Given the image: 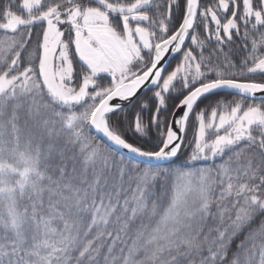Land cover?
I'll return each instance as SVG.
<instances>
[{"label": "snow or ice", "instance_id": "obj_1", "mask_svg": "<svg viewBox=\"0 0 264 264\" xmlns=\"http://www.w3.org/2000/svg\"><path fill=\"white\" fill-rule=\"evenodd\" d=\"M0 264H264V0H0Z\"/></svg>", "mask_w": 264, "mask_h": 264}, {"label": "rangeland", "instance_id": "obj_2", "mask_svg": "<svg viewBox=\"0 0 264 264\" xmlns=\"http://www.w3.org/2000/svg\"><path fill=\"white\" fill-rule=\"evenodd\" d=\"M199 31V30H198ZM170 62H172L173 64H175V60L172 58V61H170ZM144 95V94H143ZM142 95V96H143ZM148 95H151V93H148ZM229 99H231V97H228ZM197 110H199V109H197ZM210 108H209V112H210ZM116 119V117H113V120H115ZM130 135V134H129ZM130 138H132V139H135L134 137H131L130 136ZM188 138L189 139H191L192 138V127H191V121H190V127H189V132H188ZM185 143H187V140L185 141ZM187 151H190V149H186ZM218 163H219V161H217Z\"/></svg>", "mask_w": 264, "mask_h": 264}, {"label": "water", "instance_id": "obj_3", "mask_svg": "<svg viewBox=\"0 0 264 264\" xmlns=\"http://www.w3.org/2000/svg\"><path fill=\"white\" fill-rule=\"evenodd\" d=\"M172 58H173V56L172 55H169L167 59H168V61H172ZM146 91H147V89L144 90V92H146ZM144 92H142V93H144Z\"/></svg>", "mask_w": 264, "mask_h": 264}, {"label": "flooded vegetation", "instance_id": "obj_4", "mask_svg": "<svg viewBox=\"0 0 264 264\" xmlns=\"http://www.w3.org/2000/svg\"><path fill=\"white\" fill-rule=\"evenodd\" d=\"M147 92V91H146ZM146 92H144V93H146ZM144 93H142L141 95H143Z\"/></svg>", "mask_w": 264, "mask_h": 264}, {"label": "trees", "instance_id": "obj_5", "mask_svg": "<svg viewBox=\"0 0 264 264\" xmlns=\"http://www.w3.org/2000/svg\"><path fill=\"white\" fill-rule=\"evenodd\" d=\"M198 30H200V29H198ZM207 54V53H206Z\"/></svg>", "mask_w": 264, "mask_h": 264}]
</instances>
